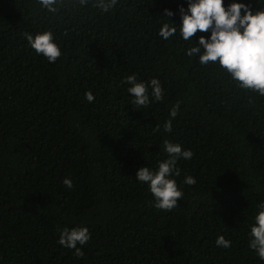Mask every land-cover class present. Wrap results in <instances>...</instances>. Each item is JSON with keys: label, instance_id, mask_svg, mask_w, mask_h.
<instances>
[{"label": "trees", "instance_id": "obj_1", "mask_svg": "<svg viewBox=\"0 0 264 264\" xmlns=\"http://www.w3.org/2000/svg\"><path fill=\"white\" fill-rule=\"evenodd\" d=\"M182 4L119 0L103 13L60 0L53 14L0 0V264H264L249 247L264 203V96L186 55L210 32L158 35L164 9L179 25ZM45 30L62 49L55 63L24 36ZM132 74L157 78L163 98L136 109L123 83ZM165 139L194 153L178 162L184 196L169 212L135 178L167 158ZM78 226L91 233L82 257L58 243Z\"/></svg>", "mask_w": 264, "mask_h": 264}, {"label": "clouds", "instance_id": "obj_2", "mask_svg": "<svg viewBox=\"0 0 264 264\" xmlns=\"http://www.w3.org/2000/svg\"><path fill=\"white\" fill-rule=\"evenodd\" d=\"M41 8L55 14L60 0H37ZM79 6L93 7L108 13L115 9L119 0H77ZM258 4L264 6V3ZM181 23L177 25L171 18L175 13L164 9L168 22H162L158 35L165 41L174 37L179 31L185 42L194 41L191 38L201 35L195 46L186 50L189 57H197L201 65H218L229 74L240 88L259 93L264 96V7L253 10L252 6L239 0H232L225 5V0H187V8L180 5L178 9ZM28 46L37 55H42L49 63H55L62 56V49L52 31L24 34ZM123 83L129 85L127 92L131 94V104L136 108L149 107L153 101L163 98V87L157 78L150 81H138L136 74L128 75ZM85 99L92 103L95 100L91 91L85 93ZM176 115L175 111L172 113ZM157 130H159L157 128ZM165 132L172 131L169 121L165 124ZM164 151L167 158L159 161L156 168L144 166L138 169L135 178L141 184H147L152 194V205L166 212L178 207V201L183 199L184 192L179 187L176 177L181 175L178 162L191 160L194 153L184 149L180 143L164 140ZM187 185L196 184V179L186 176ZM67 188H72L73 180H63ZM259 211L254 216L250 228L249 247L264 260V203L258 205ZM91 239L87 227L64 228L60 231L58 243L67 249L75 250L77 257L84 255L82 248ZM218 247L230 248L231 241L223 235L216 240Z\"/></svg>", "mask_w": 264, "mask_h": 264}]
</instances>
